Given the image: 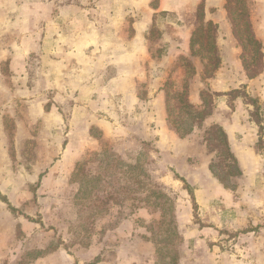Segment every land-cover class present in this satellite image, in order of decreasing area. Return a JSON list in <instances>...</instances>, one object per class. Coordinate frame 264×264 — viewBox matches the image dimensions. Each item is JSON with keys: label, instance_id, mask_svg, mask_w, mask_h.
<instances>
[{"label": "rangeland", "instance_id": "rangeland-1", "mask_svg": "<svg viewBox=\"0 0 264 264\" xmlns=\"http://www.w3.org/2000/svg\"><path fill=\"white\" fill-rule=\"evenodd\" d=\"M72 1L83 5L88 0L66 2ZM247 1L234 0L229 10L239 15L245 9L248 14ZM42 11L51 17L57 12L54 8ZM22 12L29 22L22 25L26 33L23 79L7 81L11 87L0 90V264H264V165L244 178L226 177V186L201 166L200 159L175 152L176 140L161 135L169 127L183 139L189 129L212 120L213 110L202 119L188 102L199 88L192 82L194 70L199 74L206 62L202 76L212 75L211 38L216 37L217 28L199 25L191 58L167 57L169 71L148 74L138 87L140 103L116 116L120 128L111 138L101 134L96 119L101 101L96 88H74L72 83L71 94L55 97L58 103L54 104L53 94L44 90L46 72L35 71L36 65L45 68L48 50L58 49L63 42L47 41L44 35L30 39L29 34H63L69 25L42 24L41 19L31 25L30 10L24 7ZM106 22L104 32L110 27ZM80 27L85 26L74 25L72 31ZM94 27L87 29L89 34L95 33ZM239 30L243 70L234 71L233 58L228 56L226 71L213 75L210 89L248 81L261 73L258 43L243 22ZM153 33L157 37V31ZM75 38L65 42L71 49L78 44L95 49L94 40ZM101 43L109 45L98 42L99 47ZM10 45L0 41V48ZM162 46L151 48L162 54ZM126 47V42H120L116 49ZM10 59L0 62L5 78L14 75ZM73 59L71 73L87 80L88 72L83 65L78 70ZM158 78L166 80L164 105L161 95L154 94ZM35 88H42L37 104L27 103L33 100L29 97L18 100L26 92L25 96L34 97ZM78 91L84 93L76 96ZM211 100L206 93L207 108ZM109 102L117 106L120 98ZM227 102L232 109L255 102L251 117L260 125L264 104L258 106L243 88L230 94ZM258 130L261 133L262 128ZM210 140L220 150V136ZM256 145L264 156L261 138ZM216 169L222 175L228 171L222 165Z\"/></svg>", "mask_w": 264, "mask_h": 264}, {"label": "crops", "instance_id": "crops-1", "mask_svg": "<svg viewBox=\"0 0 264 264\" xmlns=\"http://www.w3.org/2000/svg\"><path fill=\"white\" fill-rule=\"evenodd\" d=\"M66 1L69 0H0V41L11 42L10 47L0 48V62L6 64L8 58H11L10 72L14 73V77H8V80L0 70V90L11 87L7 81L19 82L23 79L25 69L22 42L26 33L23 31L22 25L29 23L28 20L24 21L22 10L25 7L30 10L31 25H37L40 19L42 24L69 25L63 34L41 33L39 35L37 32L29 34L30 39L41 38V35H44V39L47 41L63 42L58 49L54 46L48 50L45 68L42 64L40 67L38 65L35 67L36 73L40 71L44 74L46 72L47 84L44 90L53 94L51 99L54 104H57V96L64 98L71 94L72 83H74L72 86L74 88H96V95L101 99L100 105H98L99 118H96L101 134L114 138L120 128L116 116L140 103L138 87L144 83L148 74L169 71L167 69L171 65H167V57L190 56L191 58L195 29L199 25L213 26L214 29L217 28V35L215 37L214 34L211 41L213 50L218 54L220 64L212 70L210 77L202 76L203 70H207L206 62L205 67L200 65L199 74L197 70L193 69L196 77L192 82L194 85L198 84L199 88H197V94L190 95L188 102L194 109L200 110L205 102L204 94L212 95V103L209 107L211 113L213 110L212 120L202 121L201 127L187 131L183 139H179L177 131L167 126L168 132H162L161 135L167 137L168 134L170 140L177 141L178 148L174 145L173 150L180 151L181 157L193 159L196 157L197 160L200 159L201 166L210 171L212 159L214 160L216 156L208 149L204 138L209 127L216 125L224 133L230 152L234 157L239 171L236 177L243 176L244 178L249 173H253L250 170H254L259 165L263 167L264 156L261 155L256 144L260 142L261 138L264 148V114L260 115L261 122L260 125H257L251 117L255 102L239 104L232 109L230 105L228 106L227 98L233 92L243 88L246 95L254 99L258 106L264 104V0H248L246 4L253 40L259 45L261 73L256 78L240 81L238 84L235 83L220 89H213L212 86L210 89L209 83L213 80L214 74L217 76L226 71L224 70L227 66L225 59L228 56L233 58L232 69L234 71L243 70L242 47L238 45L239 41L233 33L227 11V4L230 0H88L83 5L82 1L77 3ZM50 8L57 10L53 17L42 11ZM86 10L89 11L86 12ZM117 10L118 15L116 14ZM104 12L107 13L104 15ZM199 12L202 19H199ZM104 19H107L106 25L110 24L105 32L102 27ZM72 24L85 27L72 31V26H74ZM93 25L95 33L89 34L87 29ZM155 30L158 34L157 37L153 35ZM77 36L79 41L94 40L96 44L93 47L95 49L87 46L83 48V46L80 47V44L71 49V45H67L65 42L70 44L71 41L76 40ZM104 41L109 43L108 47L102 43L99 47L98 42ZM12 42L14 43L12 44ZM120 42H126L127 47L116 49ZM162 43V47H165L164 53H155L151 48L152 45L154 44L156 47ZM200 49L204 51L205 45H202ZM73 58L77 59L78 70L83 65V69L89 74L87 76L93 75L89 78L86 76L84 79L87 80H81L79 74L71 73L70 60L74 63ZM196 69H199V66ZM156 81L157 86L154 94L161 95L159 99H162L164 105L162 90L165 88L166 80L158 78ZM13 87H17V85H13ZM40 90L42 88H35L34 97L25 96L26 92L18 100L22 101L23 98L29 97L33 100L27 103L35 105L39 99ZM98 90H101L100 95ZM214 92L221 93L222 96L215 97ZM81 93L84 92L78 91L75 94L80 96ZM117 96L120 98V104L110 105V98H117ZM64 102L65 99H62L63 104ZM134 125L135 122H133ZM166 127L164 126V128ZM260 128H262L261 133L258 130ZM130 129L134 130V127ZM132 130L131 132H133ZM181 148L185 152H182Z\"/></svg>", "mask_w": 264, "mask_h": 264}, {"label": "trees", "instance_id": "trees-1", "mask_svg": "<svg viewBox=\"0 0 264 264\" xmlns=\"http://www.w3.org/2000/svg\"><path fill=\"white\" fill-rule=\"evenodd\" d=\"M232 2H234V0L228 1L227 11H228V14H229V20H230V23L232 25V30H233L234 35L236 37H238V41H239V39H240L239 38L240 37L239 33L241 31V30H239L240 29V22H243L244 25H245V29L248 30V34H250L251 38L253 39V34H252V30H251L248 14L245 12V9H243L244 11H242L241 14H239V15H238V13L236 14L237 11H235V9H233V8L230 11L229 10L230 9L229 4L232 3ZM233 11L235 12L236 16L233 15ZM253 42L256 43L254 40H253ZM209 63L212 64L213 69H216L218 67V65H219V57H218V54H217V52L215 50H213V55L210 58ZM206 105L207 104L204 102L203 106H202V109L196 110V109H194L193 106L188 104V106L191 109H193L195 113L201 115L202 119L205 118L206 116L210 115V108L209 107L207 108ZM200 120L201 119H199V121ZM191 129H189V130H191ZM209 135L211 136L210 139H213V140L217 139V136H220V138H221V148H220V150H217V149H219V146H215V145H213V143L212 144L210 143L211 140L209 139V137L205 138L206 145H207L208 149L211 152H214L215 156H216V160L213 163H211V165H210V171L212 172V174L215 177L218 178V180L221 183H223L224 185L228 186V184H227L228 183L227 182L228 179L226 177H230V175L231 176H237L238 173H239L238 168H237L236 163H235V160H234V157H233L232 153L230 152V149H229L228 144L226 142L225 135L222 132V130L219 128V126H216V125L215 126L214 125L210 126L209 129L206 131V136H209ZM221 165L223 166V168H226L228 170L226 172L224 171L223 175H222L221 172H219L216 169V167H220L221 168Z\"/></svg>", "mask_w": 264, "mask_h": 264}]
</instances>
